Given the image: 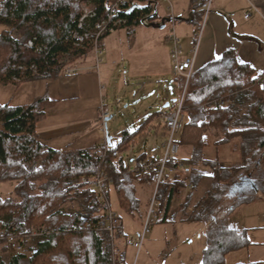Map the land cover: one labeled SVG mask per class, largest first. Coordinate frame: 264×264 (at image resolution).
<instances>
[{
	"label": "trees",
	"instance_id": "1",
	"mask_svg": "<svg viewBox=\"0 0 264 264\" xmlns=\"http://www.w3.org/2000/svg\"><path fill=\"white\" fill-rule=\"evenodd\" d=\"M84 1L97 11L96 20L107 16V0ZM144 1L129 0L114 16L121 22L113 28L139 24L151 11L150 5L140 4ZM189 1L196 19L202 18L200 0ZM80 15L79 0H0V85L57 77L64 71V58L74 62L85 55L92 45L77 46L71 37ZM27 39H33V47L24 46ZM262 75H256L250 64L239 62L234 51L227 49L193 70L187 83L185 121L177 141L179 148L191 147V154L173 158L169 165L175 170L179 164L185 165L193 187L202 174L199 170L212 171L208 189L187 217L208 223L201 264H224L228 252L250 243L246 229L229 226L220 211L229 200L226 213L236 207L247 190L264 196V86L258 79ZM218 97L228 98L230 103L206 114L203 106ZM53 101L40 97L28 104H0V183H14L5 195L0 192V232L15 235L23 246L22 251L0 255V264H111L109 234L82 227L83 219L97 220L107 209L96 190L82 179L102 172L108 199L113 189L118 206L136 212V182H148L149 176L132 172L122 152L149 129L154 113L137 128L123 130L115 146L58 149L37 134L46 106ZM209 132L220 135L219 144L238 149L233 166H223L217 152L214 158L204 155ZM145 158L144 153L139 154L136 165ZM174 186L167 182L158 188V217L170 210ZM72 203H76L75 209H70ZM44 226L59 230L32 236ZM0 245L3 252L10 250L4 239Z\"/></svg>",
	"mask_w": 264,
	"mask_h": 264
},
{
	"label": "rangeland",
	"instance_id": "2",
	"mask_svg": "<svg viewBox=\"0 0 264 264\" xmlns=\"http://www.w3.org/2000/svg\"><path fill=\"white\" fill-rule=\"evenodd\" d=\"M140 4L150 5L152 13L141 18L137 26H118L106 33L97 49L81 56V61L94 66L92 70L77 72V75L86 76L84 79L88 92L96 91L101 94L99 106L109 115L106 122H98L96 128L91 130L86 147L92 145L93 142L90 141L95 138L96 131L101 135L102 142L109 138V144L115 146L120 141L123 130L137 128L154 113V117L149 121V129L137 138L134 146L122 152L123 160L130 168L134 167L136 157L140 153L147 157H158L162 154L166 128L160 112L169 109L164 108V104L171 102L172 106L173 100L178 99L184 88L182 78L176 76L171 69L172 61L167 55L169 44L164 41V36L171 30L180 36L177 25L172 27L167 22L169 17L173 19L178 14L182 15L183 10L178 12V3L175 4L173 0H145ZM182 4L181 2L180 9ZM202 24L203 19L197 23L196 33L201 31ZM2 29L3 26L0 25V31ZM180 44L183 46L182 42ZM63 61L66 62L64 69L75 62L80 63L68 62L67 57ZM55 87V80L50 78L3 84L0 85V104H28L37 96L44 95L48 88L51 94ZM83 106L85 108V105ZM89 106L91 103H87L86 108ZM64 109L62 104L52 108L47 105L43 124L67 121L68 118L63 115ZM52 143L54 144L50 145L51 147L63 149V146H58L56 142ZM13 185V182L0 183V192L5 195ZM150 188L149 198L152 193V187ZM243 196L244 200H240L236 207L227 212V224L246 229L250 243L244 248L228 252L224 256V264H264V196L259 191L251 190H247ZM70 205V209L77 207L76 203ZM109 205L121 215L122 220L124 218L123 230L129 236L136 237L142 225L138 211L129 213L127 217L124 210L118 206L113 189H110ZM187 224L173 221L170 219V213L164 221L158 217L144 238L136 264H201V256H197V253L199 255V244L204 243V239L199 240L195 227ZM123 249H126L127 264H132L136 250L125 245ZM8 252L11 250L3 252L0 245V255L4 256Z\"/></svg>",
	"mask_w": 264,
	"mask_h": 264
},
{
	"label": "crops",
	"instance_id": "3",
	"mask_svg": "<svg viewBox=\"0 0 264 264\" xmlns=\"http://www.w3.org/2000/svg\"><path fill=\"white\" fill-rule=\"evenodd\" d=\"M173 2H175V4L178 3L177 11L183 10V12L180 16L178 14L176 18L172 19L169 17L167 23H170L172 27L173 25H177V28L180 29V36L178 35L180 38L178 39L183 44V57L190 56L191 47L197 44L192 71L209 61L217 59L227 49H231L234 51L236 59L239 62L248 63L254 68L256 75L264 73V0H212L199 40L196 37L197 30H195V27L202 18L196 19V15L191 8L189 0H185L186 7L184 6V0H173ZM181 2L183 4L180 9ZM157 5H159V2H157ZM151 13L152 7L149 15ZM172 31L174 32V30H171V32ZM171 32H168L164 36V41L169 44L167 52V55H169L168 57H170V50L172 48V41L170 39ZM101 38L98 42V47L100 46ZM93 49L92 46L89 51ZM75 61H80V63L77 64ZM75 61L74 64L65 67V69L68 67L75 68L76 72L74 74L67 75L63 71L61 75L50 78L52 81L55 80L56 89L50 94L48 88V91H46L44 95L36 97H47L54 100L52 103L48 104L49 108L56 107V105H64L65 109L63 115L68 118L65 122L47 123L45 125L42 120L40 124L37 125V134L39 138L44 140L48 145H52L54 144L52 142H56L58 146H63V148H86V142H88L91 137V130L101 121L106 122V120L109 119L108 114L103 116L104 109L99 106L101 94H97L96 91L93 93L88 92L84 79L86 76L77 75L78 70H92L94 66L88 65L90 63H86V61H81V56L76 58ZM171 69L173 71V63ZM156 75L158 76V74ZM92 76L94 78V75L91 74V77ZM179 78L181 77L179 76ZM87 103H91V106L88 108H86ZM232 104L237 106L235 102ZM83 105H85V108ZM240 107L243 108L242 105ZM219 139L220 135L217 132L208 133L209 143L204 148V155L207 158H214L217 152L223 166H233L238 159V149H233L232 146L227 143L219 144L217 142ZM90 142H93L91 143L92 145L87 147L111 145L107 140L102 142L101 135L97 131L95 138ZM190 154L191 147L182 145L176 157L182 156L183 158H188ZM199 171L202 174L198 177V181H196L193 187L190 182L189 171L185 165L179 164L178 169L175 170L171 176L172 180L170 182L174 183L175 186L168 213H170V219L173 221H177L180 224H186L187 222L195 227L197 238L199 240L200 238L204 239V243L201 242V244H199V255L197 253V256H201L202 258V251L207 244L206 229L208 223L205 221L187 220L189 213L194 209L195 204L210 185L212 171L208 168H202ZM244 180L243 177L239 182ZM241 185L244 186V182H242ZM135 186V194L139 201L137 211L140 222H142L151 186L148 182L141 181H137ZM227 203L226 201L225 205H227ZM225 205H223L220 211V217H226L227 221L228 214L226 213ZM124 212L126 216L129 217V206ZM167 215L164 217L162 216L161 220L164 221ZM119 217V236H129L126 231L123 230L124 218L122 220L120 214ZM123 250V259L125 264H127L126 249Z\"/></svg>",
	"mask_w": 264,
	"mask_h": 264
},
{
	"label": "built area",
	"instance_id": "4",
	"mask_svg": "<svg viewBox=\"0 0 264 264\" xmlns=\"http://www.w3.org/2000/svg\"><path fill=\"white\" fill-rule=\"evenodd\" d=\"M129 3V0H107V16L102 20H96L97 11L86 1L80 0L79 6L81 9V15L77 20L76 27L71 33L72 40L77 46H81L84 43H89L94 49H97L98 42L105 33L112 30L113 26L120 23V19H115L114 16L119 10L125 8ZM201 9L203 11L202 19L203 24L210 10L212 0H200ZM201 31L196 33V37L199 40L202 33ZM172 41V48L170 50V58L173 63V73L176 76H180L183 80V91L178 99L173 101L172 106L168 110L160 112L161 119L166 128V141L163 144L162 154L158 157L150 156L141 160L131 170L134 173L148 174V183L152 187V193L149 198L146 211L142 220L140 232L136 237L134 236H118L117 226L119 225V215L116 211H113L109 205V199L107 197L108 188L105 185V175L102 172H98L94 176L86 179L83 178V182L89 183L97 192L99 201L107 206L103 216L97 220L83 219L82 227L94 230L97 232H107L109 234L110 242V254L111 264H125L123 259V247L131 246L136 250L132 264H136V257L139 250L142 248L145 236L150 232L151 226L158 218L157 213V191L161 185L166 184L172 180V174L174 168L169 165V162L176 158L179 152L178 135L182 129L185 121V113L183 110L184 93L189 81L192 69L193 59L197 50V44H194L190 50V56L183 57V48L176 34L172 31L170 35ZM33 39H27L24 42V46L33 47ZM38 50V48H36ZM33 68V73L34 67ZM21 74L24 69L20 67ZM76 69L68 67L64 70L65 74H74ZM16 79V77H13ZM264 86V75L258 78ZM229 104V99L225 97H218L210 100L203 106V111L209 114L211 110L225 107ZM107 113H103L106 116ZM104 130V129H103ZM58 227L44 226L34 230L32 236L49 235L52 232H57ZM4 239L12 252H19L23 250V246L15 235H4L0 232V240Z\"/></svg>",
	"mask_w": 264,
	"mask_h": 264
},
{
	"label": "water",
	"instance_id": "5",
	"mask_svg": "<svg viewBox=\"0 0 264 264\" xmlns=\"http://www.w3.org/2000/svg\"><path fill=\"white\" fill-rule=\"evenodd\" d=\"M169 104H170V102H166L164 108L168 107ZM106 119H107V118H106ZM106 121H107V120H106ZM107 142H108V143L110 142V139H109V138H107Z\"/></svg>",
	"mask_w": 264,
	"mask_h": 264
},
{
	"label": "bare ground",
	"instance_id": "6",
	"mask_svg": "<svg viewBox=\"0 0 264 264\" xmlns=\"http://www.w3.org/2000/svg\"><path fill=\"white\" fill-rule=\"evenodd\" d=\"M257 173V172H256Z\"/></svg>",
	"mask_w": 264,
	"mask_h": 264
}]
</instances>
